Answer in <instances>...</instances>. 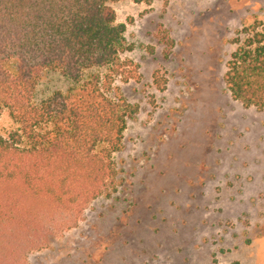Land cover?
Returning <instances> with one entry per match:
<instances>
[{
  "label": "rangeland",
  "instance_id": "1",
  "mask_svg": "<svg viewBox=\"0 0 264 264\" xmlns=\"http://www.w3.org/2000/svg\"><path fill=\"white\" fill-rule=\"evenodd\" d=\"M139 77L119 85L135 106L113 153L117 188L28 264H264V108L223 79L264 0H114ZM239 31V32H238ZM68 81L43 77L41 100ZM18 124L0 114V135Z\"/></svg>",
  "mask_w": 264,
  "mask_h": 264
},
{
  "label": "trees",
  "instance_id": "2",
  "mask_svg": "<svg viewBox=\"0 0 264 264\" xmlns=\"http://www.w3.org/2000/svg\"><path fill=\"white\" fill-rule=\"evenodd\" d=\"M111 1L0 0V114L18 124L0 135V264H28L116 191L113 153L135 112L116 80L140 73L122 56L132 46ZM243 31L223 79L234 99L264 108V18ZM52 72L67 88L36 99Z\"/></svg>",
  "mask_w": 264,
  "mask_h": 264
}]
</instances>
